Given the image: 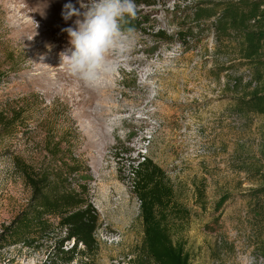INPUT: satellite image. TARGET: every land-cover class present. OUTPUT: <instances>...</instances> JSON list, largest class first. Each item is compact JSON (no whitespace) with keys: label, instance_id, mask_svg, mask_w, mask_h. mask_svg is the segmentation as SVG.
I'll list each match as a JSON object with an SVG mask.
<instances>
[{"label":"rangeland","instance_id":"obj_1","mask_svg":"<svg viewBox=\"0 0 264 264\" xmlns=\"http://www.w3.org/2000/svg\"><path fill=\"white\" fill-rule=\"evenodd\" d=\"M24 1L0 0V234L32 197L25 169L37 173L59 166L63 152L56 154L52 146L64 141V157L80 164L70 183L87 189L100 217L97 247L82 248L69 264H132L139 254L143 226L131 178L140 155L183 191L179 197L191 216L172 234L193 264H263L245 242L251 184L229 166L236 148L255 146L263 118L233 112L227 81L244 71L213 76L216 65L227 63L211 56L210 22L194 24L199 0H135L137 15L129 25L136 29L134 44L121 67L103 80L112 89L115 112L101 119L80 115L74 92L64 89L67 71L59 67V53L57 69L47 68L51 62L37 65L49 46L57 50V36L37 33L44 31L50 10L46 0ZM192 27L195 32L185 41L177 36ZM133 57H140L145 76L132 71L136 66L127 61ZM95 105L91 111L101 112V104ZM197 186H204L203 202L196 200ZM64 235L58 228L34 246L7 247L0 251V264L49 263Z\"/></svg>","mask_w":264,"mask_h":264},{"label":"trees","instance_id":"obj_2","mask_svg":"<svg viewBox=\"0 0 264 264\" xmlns=\"http://www.w3.org/2000/svg\"><path fill=\"white\" fill-rule=\"evenodd\" d=\"M194 24L210 22L215 33V49L211 56L227 65H216L213 76L234 71L227 87L233 94V112L247 119L263 118L255 146L240 145L231 155L229 166L235 174L250 183L245 199L244 228L247 247L252 248L264 264V0H199L192 13ZM190 30V31H189ZM195 28L180 31V38L190 37ZM165 34L166 33H160ZM169 36L170 35H166ZM64 141L53 144L61 150L59 166L24 174L32 189V197L11 224L0 234V251L11 246H34L48 234L61 229L65 235L58 241L49 263L57 258L65 263L75 261L82 248L97 247L100 217L90 203L87 189H74L71 177L77 174L79 162L64 157ZM132 181L140 201L139 218L143 226V242L132 264H193L182 243L173 239V229L187 222L189 208L180 200L177 189L165 171L152 159L140 155L132 166ZM80 188V187H79ZM196 200L206 198L204 186L196 188ZM66 244L70 248L65 249Z\"/></svg>","mask_w":264,"mask_h":264},{"label":"clouds","instance_id":"obj_3","mask_svg":"<svg viewBox=\"0 0 264 264\" xmlns=\"http://www.w3.org/2000/svg\"><path fill=\"white\" fill-rule=\"evenodd\" d=\"M136 15L135 0H88L79 9L66 3L62 18L76 19L74 26L62 29L69 47L59 53V67L88 86L101 84L131 51L136 29L129 25Z\"/></svg>","mask_w":264,"mask_h":264},{"label":"bare ground","instance_id":"obj_4","mask_svg":"<svg viewBox=\"0 0 264 264\" xmlns=\"http://www.w3.org/2000/svg\"><path fill=\"white\" fill-rule=\"evenodd\" d=\"M15 1L17 2V0ZM23 2L25 1L23 0ZM81 2L84 4H87L88 0H46L45 5L50 10L46 14L47 18L45 19L46 21L44 22V26L42 28L44 31L41 30L40 32H37V33L39 34L42 33L45 36L44 38L51 39L52 37H49L50 36L49 34H52V32H54V34L57 36L55 37L54 40L56 41L58 45H57V50L47 49V51L43 52L42 56H39L37 59V65L39 66L44 65V64L49 65V63L51 62V65H49L47 68L54 69V67L55 68L57 67V65H55L54 62L58 59V53H60L61 51L69 47L67 33L62 32V29L74 26V21L76 19V17H73L71 20H68L67 22H65V20L62 18V11L64 9V5L66 3H72L76 8L79 9ZM127 63L131 65L132 67L136 66L132 69L133 72L137 73L139 76H143V75L145 76V72H143V70L140 68V64H141L140 57L138 58L133 57L132 60L127 61ZM121 64L119 63L118 68L121 67ZM108 78L109 77L107 76L105 79L108 80ZM61 79H63L65 82L64 89L66 90L71 89L74 92L73 94V97L75 98L74 102L77 108L79 109L81 116H85L88 118L97 117L101 119L102 117L106 118L108 116L109 118L114 115L115 111H112L113 109L110 103L112 100L111 98L112 89L111 87H109L107 83L102 82L103 84L101 83L98 86L91 87V86L84 84L79 79L70 76L68 73L65 77H62ZM108 87L110 88V90ZM95 103L101 104V110H100L101 112L91 111V108L95 105ZM117 123L119 122L115 120L114 124L117 125ZM94 124L97 127L100 125L104 129L103 123L94 122Z\"/></svg>","mask_w":264,"mask_h":264}]
</instances>
